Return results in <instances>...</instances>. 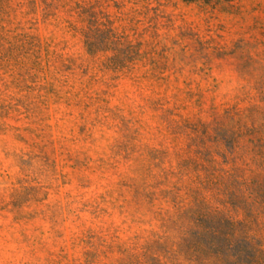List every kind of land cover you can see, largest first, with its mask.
Returning <instances> with one entry per match:
<instances>
[{"label":"rangeland","instance_id":"1","mask_svg":"<svg viewBox=\"0 0 264 264\" xmlns=\"http://www.w3.org/2000/svg\"><path fill=\"white\" fill-rule=\"evenodd\" d=\"M0 264H264V0H0Z\"/></svg>","mask_w":264,"mask_h":264}]
</instances>
